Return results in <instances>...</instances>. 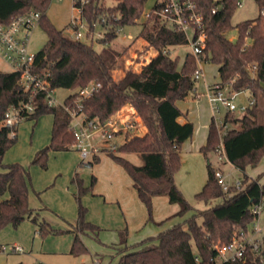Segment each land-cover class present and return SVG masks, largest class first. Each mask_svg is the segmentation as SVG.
<instances>
[{
    "label": "trees",
    "instance_id": "trees-1",
    "mask_svg": "<svg viewBox=\"0 0 264 264\" xmlns=\"http://www.w3.org/2000/svg\"><path fill=\"white\" fill-rule=\"evenodd\" d=\"M147 1L116 0L114 5L107 6L105 0H88L82 5L90 31L94 30L102 15L107 16V22L100 24L106 29V37L99 39L103 44L101 49L94 46L93 40L75 39L58 29L47 17L50 0H0V23H9L15 16L30 10L41 13L39 24L48 38L35 53L33 71L50 82L52 88L74 89L65 97L64 104H73L79 89L91 82H99L101 86L92 95L80 100L82 107L79 110L88 118L103 122L127 103L136 109L147 132L126 138L115 150L108 152L131 176L139 199L146 205L149 219H152L153 197L157 195H166L170 203L179 204L178 215L192 208L176 185L175 173L182 162V144L193 135L194 123L179 121L184 113L177 101L195 92L197 59L190 50L179 65V56H172L168 50L171 46L187 44L186 34L172 29L151 14L142 23L140 35L154 45L158 53L140 71L128 70L122 78H113L118 52L111 43L118 35L117 28L135 24L143 15ZM238 1L195 0L197 9L204 16L207 31L204 60L218 65L219 83L225 84L235 78V89H247L257 98V103L243 114L232 118L230 113L233 112L225 113L226 122L240 124L224 135V146L228 161L244 173L241 186L232 185L225 190L208 162V178L196 198L205 202L218 199V202L196 213L200 220L192 217L187 221V228L175 224L157 236L148 237L137 247L123 249L117 264L264 263V252L251 249H247L246 259L216 261L215 245L230 242L239 230L235 231L236 227L248 230L255 219L251 206L264 196V171L258 177L245 173L247 166L258 164L264 156V123L258 117V99L264 94V0H256L260 8L258 17L234 26L231 18ZM215 7L217 9L213 12ZM155 8L154 4L152 9ZM233 27L237 31L236 39L226 34ZM20 78L19 71L0 70V230L8 224L18 226L26 218L38 221V213L29 203L27 169L19 162H3L6 151L17 141V129L12 136L11 128L2 123L6 111L31 97L23 89ZM33 103L35 110L27 119L37 120L44 113L53 115L51 141L33 159V163L46 167L50 151L69 150L76 138L70 128L71 115L64 105L50 107L45 92L33 96ZM219 141V128L212 118L206 143L200 151L206 154L216 149ZM132 152L141 155L143 164L137 165L120 154ZM99 160L96 155L92 165ZM96 180L93 175L88 187L76 174L74 181L78 185L79 199L83 193L92 190ZM85 209L80 206V226L76 227L71 252L85 249L78 232L94 228L84 221ZM39 226L43 234L50 231L44 219Z\"/></svg>",
    "mask_w": 264,
    "mask_h": 264
},
{
    "label": "rangeland",
    "instance_id": "rangeland-1",
    "mask_svg": "<svg viewBox=\"0 0 264 264\" xmlns=\"http://www.w3.org/2000/svg\"><path fill=\"white\" fill-rule=\"evenodd\" d=\"M105 1L107 6L116 3V0ZM155 1L148 0L144 13L137 22L125 25L112 41L111 44L118 52L112 70L115 80L122 78L128 70L140 71L151 56L158 53L157 48L140 35L145 12L153 8ZM73 4V0H50L47 17L58 29H63L65 35L75 38L70 23L73 15H79V12ZM259 14L260 8L256 0H243V5L235 9L231 22L235 26L241 21L256 18ZM94 31H102L99 23L95 25ZM262 32L264 33V19ZM128 34H131L132 38H128ZM226 34L236 39V28L229 29ZM47 38L45 30L37 23L28 41L29 52L39 51ZM81 39L87 40L85 36ZM94 46L101 49L103 44L95 40ZM169 51L172 56H179L181 65L190 47L188 44L175 45L171 46ZM202 67L208 84L213 86L221 81L216 63L204 60ZM196 86L198 92L206 91L204 79L197 81ZM73 91L74 89L57 88L59 102H63ZM252 96L251 91L243 90L235 97L234 102L236 105L247 104ZM128 104L130 103L126 105ZM177 104L185 113L188 112L189 118L196 123L193 135L182 144V162L175 173L176 185L192 208L178 215L176 213L180 210L179 204L170 203L166 196H157L153 202L152 219H149L148 209L133 187L131 176L108 151L101 152V161L93 165L87 164L76 149L50 151L47 166L44 167L33 163V159L36 153L51 141L52 113L42 114L38 121L20 120L16 125L17 141L6 151L3 162H19L27 169L29 203L38 213V221L26 218L18 226L8 224L0 230V243L6 247V250L1 252L0 264H117L123 249L137 247L148 237L157 236L175 224L186 228L187 221L194 216L200 220V216L195 214L218 202V199L205 202L196 198V194L203 189L207 181L208 162L214 169L222 168L230 185L241 180L244 173L227 159L218 160L217 149L209 150L205 154L199 148L207 140L202 124L210 123L214 117L219 125L227 108L221 105L219 110L215 111L206 94L197 98L195 92L185 99L178 100ZM124 106L118 111L121 112ZM258 109L259 121L264 123V94L259 96ZM230 116L233 118L238 114L230 113ZM141 124L144 122L140 117L139 128ZM228 127H240V124L231 122ZM117 139L123 141L121 136ZM127 155L135 164L139 158L142 159L139 153ZM127 155L124 157H128ZM77 171L83 184L88 187L92 184L93 174L97 177L92 190L83 193L80 199L78 185L74 181ZM263 171L264 156L258 164L247 166L245 173L258 177ZM81 205L86 208L84 221L94 228L78 232L85 249L71 252L76 227L80 226L78 223ZM43 219L48 222L50 228L45 234L40 232L39 226ZM258 222L264 227V211ZM253 227V223H250L248 231L251 232ZM238 229L240 228L236 227L235 231ZM14 245H19L21 250H15ZM193 248L197 251L195 245Z\"/></svg>",
    "mask_w": 264,
    "mask_h": 264
},
{
    "label": "built area",
    "instance_id": "built-area-1",
    "mask_svg": "<svg viewBox=\"0 0 264 264\" xmlns=\"http://www.w3.org/2000/svg\"><path fill=\"white\" fill-rule=\"evenodd\" d=\"M74 8L79 15H73L70 27L73 29L75 39H81L83 36L87 40H98L106 37V29L95 32L89 30V26L83 16L82 5L88 0H73ZM243 5V0L238 1V6ZM155 9L145 12V19L151 14L159 17L167 26L174 30L183 31L188 39L190 50L197 59V68L194 72V79L199 81L204 77L202 62L204 61V48L206 47L207 31L203 14L197 9L195 0H156ZM216 7L213 12L216 11ZM41 13L36 10L15 16L9 23H0V57L10 66L12 71L21 73L20 83L25 91L30 94L28 101H22L18 105L10 106L5 114L3 124L11 128V135H15L16 125L22 119H27L35 110L33 96L39 92H45V99L50 107L59 104L64 105L65 109L71 115L70 128L73 131L76 141L74 147L80 152L81 157L87 164L92 165L94 157L104 151L115 150L120 141L117 137L126 138L138 134L139 118L132 113L117 111L105 121H99L96 118L90 119L81 112L80 100L92 95V93L101 86L99 82H91L87 86L79 89L78 97L73 104H64L59 102L56 89L52 88L43 76L33 71L35 53L28 50V41L32 29L39 23ZM107 22V16L102 15L100 20L95 23L101 24ZM95 29V28H94ZM123 27L117 28L119 34ZM84 30V31H83ZM131 38L132 36L129 35ZM168 52H170L168 50ZM235 78H232L225 84L216 83L209 85L205 92H196V97L201 98L207 95L215 111L219 110L221 105L227 108V111L243 114L257 103V98L253 95L247 104L236 105L235 97L243 90L234 88ZM196 90V88H195ZM214 118V117H213ZM215 120V118H214ZM216 123V121H215ZM229 122L225 121V115L220 124L217 125L220 133V141L216 147L218 151V160L227 159L224 135L230 129ZM226 128L224 131L223 129ZM228 160V159H227ZM84 164V162H82ZM215 175L222 187L227 190L230 186L226 181V176L221 168L215 169ZM241 186V180L234 184ZM251 211L255 214L253 229L249 232L240 228L232 240L222 245H215L217 250L216 261L223 260H243L246 259L247 249L257 253L264 252V227L258 222L261 213L264 211V196L251 206ZM15 250H21L19 245H14ZM6 247L0 244V253L5 251ZM264 264V263H263Z\"/></svg>",
    "mask_w": 264,
    "mask_h": 264
},
{
    "label": "crops",
    "instance_id": "crops-1",
    "mask_svg": "<svg viewBox=\"0 0 264 264\" xmlns=\"http://www.w3.org/2000/svg\"><path fill=\"white\" fill-rule=\"evenodd\" d=\"M129 35H131V34H128V38H130L129 37ZM132 36V35H131ZM132 38V37H131ZM88 41V40H87ZM98 41V40H97ZM93 42H95V40H93ZM100 42V41H99ZM158 52V51H157ZM157 53H155L154 55H152L151 56V58L153 57V56H155ZM151 58L148 60V62L151 60ZM0 70H2V71H10L11 70V68H10V66H9V64L4 60V59H2L1 57H0ZM202 79H204V82H205V89L207 90V88H208V86L210 85V84H208L207 83V81H206V79H205V75H204V77L202 78ZM196 92H197V86H196V90H195V96H196ZM180 109L182 110V112L184 113L182 116H180L179 117V121L180 122H185V121H187V120H189V121H192L193 123H195V121L194 120H192V119H190L189 118V116H188V112H186L185 113V111L180 107ZM121 112H124V113H132V114H134V115H136L137 117H138V113H137V111H136V109L131 105V104H128V105H125L124 107H123V110L121 111ZM138 118H140V116L138 117ZM39 119V118H38ZM38 119L36 120V121H38ZM209 124L210 123H208V122H204L203 124H202V127H204L205 128V130H206V134H207V136H208V130H209ZM52 126H53V122H52ZM196 127V123L194 124V128ZM196 129V128H195ZM146 131H147V128H146V126L144 125V124H141L140 125V128L138 129V134L137 135H143V134H145L146 133ZM207 136H206V139H207ZM124 141V140H123ZM123 141H121V142H123ZM120 142V143H121ZM206 143V142H205ZM205 143H203L202 145H204ZM200 145V144H199ZM201 145V146H202ZM201 146H199V148L201 147ZM72 149H76L74 146L71 148V149H69V150H72ZM69 150H59V151H69ZM77 150V149H76ZM78 151V150H77ZM55 152H57V151H55ZM133 153V152H132ZM121 155L122 156H126L127 155V153H121ZM128 157H125V158H129L130 159V157H129V155H127ZM99 157H100V160H99V162L101 161V154H99ZM131 161V160H130ZM98 162V163H99ZM134 163V162H133ZM137 163V165H141V164H143V159H140L139 158V160L136 162ZM97 164V163H96ZM95 164V165H96ZM220 168V167H219ZM239 169V168H238ZM221 170H222V168H221ZM223 171V170H222ZM78 173V171L76 172V174ZM93 175H95V174H93ZM96 176V175H95ZM97 178V177H96ZM132 184H133V180H132ZM134 187V186H133ZM7 196V195H6ZM157 196H166V195H157ZM157 196H154L153 197V202H154V200H155V198L157 197ZM167 197V196H166ZM168 198V197H167ZM168 201H169V199H168ZM187 228V227H186ZM1 244V243H0ZM2 253H0V255H1Z\"/></svg>",
    "mask_w": 264,
    "mask_h": 264
}]
</instances>
